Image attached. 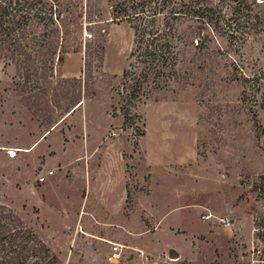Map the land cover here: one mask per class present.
I'll use <instances>...</instances> for the list:
<instances>
[{
    "label": "rangeland",
    "instance_id": "rangeland-1",
    "mask_svg": "<svg viewBox=\"0 0 264 264\" xmlns=\"http://www.w3.org/2000/svg\"><path fill=\"white\" fill-rule=\"evenodd\" d=\"M39 1L63 61L27 80L0 61V204L62 264H264V0L238 7L242 43L180 25L176 79L140 97L123 0Z\"/></svg>",
    "mask_w": 264,
    "mask_h": 264
},
{
    "label": "trees",
    "instance_id": "trees-1",
    "mask_svg": "<svg viewBox=\"0 0 264 264\" xmlns=\"http://www.w3.org/2000/svg\"><path fill=\"white\" fill-rule=\"evenodd\" d=\"M244 2L246 1L118 2L114 6V17L126 20L135 30V44L130 52V62L123 73L124 79L134 81L132 97L146 96L152 90H165L176 79L177 42L182 38L179 26L184 23L195 22L199 33L210 29L225 34L231 43L245 42L252 33L253 26L245 31L244 21L235 17L238 7ZM37 5L36 0H0V61L7 65L16 64L26 80L31 76L38 79L47 72H52L56 62L63 61L60 16L53 13L50 6L43 8ZM46 20L53 25L49 34L40 31V36L29 38L32 24H40ZM29 40L40 41L38 49L32 48ZM205 41L206 38L203 40L201 37L198 46H205ZM0 264L62 263L12 209L0 204Z\"/></svg>",
    "mask_w": 264,
    "mask_h": 264
},
{
    "label": "built area",
    "instance_id": "built-area-1",
    "mask_svg": "<svg viewBox=\"0 0 264 264\" xmlns=\"http://www.w3.org/2000/svg\"><path fill=\"white\" fill-rule=\"evenodd\" d=\"M53 173H54V171H53V169H51V170H48L47 172H45L44 174H40L39 181H42V182L45 181L47 179V177L53 175ZM205 217L208 218L209 216L206 215ZM112 245L113 246H112V250H111V254H110V260L113 262H118L121 259L124 245L121 243H118V242H114Z\"/></svg>",
    "mask_w": 264,
    "mask_h": 264
},
{
    "label": "water",
    "instance_id": "water-1",
    "mask_svg": "<svg viewBox=\"0 0 264 264\" xmlns=\"http://www.w3.org/2000/svg\"><path fill=\"white\" fill-rule=\"evenodd\" d=\"M171 255H172V257H176V256H177L176 251L172 250V251H171Z\"/></svg>",
    "mask_w": 264,
    "mask_h": 264
},
{
    "label": "bare ground",
    "instance_id": "bare-ground-1",
    "mask_svg": "<svg viewBox=\"0 0 264 264\" xmlns=\"http://www.w3.org/2000/svg\"><path fill=\"white\" fill-rule=\"evenodd\" d=\"M20 150V149H19ZM17 155V153L16 152H14V154H13V156H16Z\"/></svg>",
    "mask_w": 264,
    "mask_h": 264
}]
</instances>
